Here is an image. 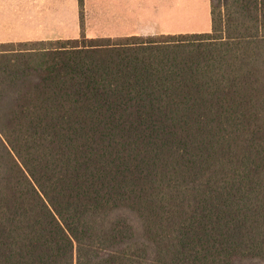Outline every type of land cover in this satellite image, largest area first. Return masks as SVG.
Listing matches in <instances>:
<instances>
[{
  "label": "trees",
  "instance_id": "obj_1",
  "mask_svg": "<svg viewBox=\"0 0 264 264\" xmlns=\"http://www.w3.org/2000/svg\"><path fill=\"white\" fill-rule=\"evenodd\" d=\"M209 15L0 44V264H264V0Z\"/></svg>",
  "mask_w": 264,
  "mask_h": 264
},
{
  "label": "crops",
  "instance_id": "obj_2",
  "mask_svg": "<svg viewBox=\"0 0 264 264\" xmlns=\"http://www.w3.org/2000/svg\"><path fill=\"white\" fill-rule=\"evenodd\" d=\"M65 1L71 21L67 27L66 24L62 27L64 29L62 36L65 39H78L81 35L88 39L145 36L146 30H158V4L165 7L168 14H173L181 5L179 0H175V3L173 0H82L83 13L80 18L78 0ZM189 1L184 0L186 8ZM200 1L203 3V0ZM42 4V0H2V14L10 9L12 18L24 27V31H19L18 34L2 35V44L61 39L62 36L54 37L52 34L39 31L42 17L50 16L56 21L64 19L56 11L59 8L57 0L55 7L40 8ZM150 4L151 7H148ZM58 5L62 7L60 0ZM205 6L209 8V0H206ZM4 20L2 17V21Z\"/></svg>",
  "mask_w": 264,
  "mask_h": 264
},
{
  "label": "rangeland",
  "instance_id": "obj_3",
  "mask_svg": "<svg viewBox=\"0 0 264 264\" xmlns=\"http://www.w3.org/2000/svg\"><path fill=\"white\" fill-rule=\"evenodd\" d=\"M154 1V0H149ZM175 3V0H173ZM59 0H57V6L59 7L56 11L64 19L61 21L53 20V17L46 16L42 17V25L40 23L39 31L47 32L52 34L51 36L57 37L62 36L64 29L63 25L67 27V24H70V12L68 6H66L65 0H60L61 6L58 5ZM180 4L178 9H175V12L166 13L165 7H160L158 4V30L154 31L153 29L146 30L145 36H157L160 34H179V33H200L209 31L210 29V16L209 8H205L206 0H190L187 8L185 7L184 0H179ZM42 5L40 8L46 7H55L56 0H42ZM47 4V5H45ZM11 5V4H10ZM83 7V3H82ZM151 7V4L148 6ZM163 12L161 13V11ZM168 10V9H167ZM2 17L5 19L2 21ZM19 31H24L22 27L15 19L12 18L10 9H8L5 14H2V0H0V44H2V35L16 33ZM66 31V29H65ZM68 32V31H67ZM68 34V33H67ZM58 40H67L63 36ZM64 38V39H63ZM79 39V38H78ZM57 40V39H54ZM49 41V40H48ZM53 41V40H52ZM10 49V48H8ZM15 49V48H14Z\"/></svg>",
  "mask_w": 264,
  "mask_h": 264
}]
</instances>
